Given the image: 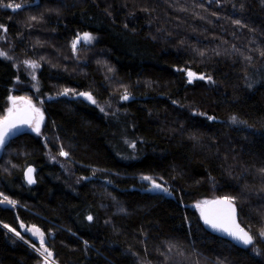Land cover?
<instances>
[{"label": "trees", "instance_id": "trees-1", "mask_svg": "<svg viewBox=\"0 0 264 264\" xmlns=\"http://www.w3.org/2000/svg\"><path fill=\"white\" fill-rule=\"evenodd\" d=\"M0 26V119L39 102L22 61L44 115L0 147V264L43 263L20 226L57 264H264V0H0ZM212 198L251 244L204 227Z\"/></svg>", "mask_w": 264, "mask_h": 264}, {"label": "snow or ice", "instance_id": "snow-or-ice-1", "mask_svg": "<svg viewBox=\"0 0 264 264\" xmlns=\"http://www.w3.org/2000/svg\"><path fill=\"white\" fill-rule=\"evenodd\" d=\"M7 8H11L13 10L20 9L22 7L21 4L18 3H8L4 5ZM237 24H239V21H236ZM2 27V26H0ZM79 39H84L85 41H90L92 37L90 34L85 33L83 37H78L77 41L73 42V48L76 47V43L79 41ZM0 55H5L4 53H0ZM28 63V62H25ZM31 67L35 68L37 67L36 64H31ZM189 77V82H191L192 78L195 76L194 73L188 72L187 73ZM199 79H204L203 76L199 77ZM68 90L66 89L63 94H67ZM80 95L86 96L87 99L92 100V97L85 93H80ZM127 99V95L124 97ZM17 99H23V98H10L12 107L8 109L7 115L0 120V145H2L5 142V138L9 135L10 131L13 129L18 128L20 125H28L32 128L33 131H35L37 134H39L40 131V122L42 120V114H39V109H36L34 106L31 105L30 101L25 102L27 104L26 108H19L17 107ZM95 103V101H92ZM39 114V118H35L33 114ZM211 119V117L209 118ZM233 121H235V117H233ZM61 155L66 156L67 153L61 151ZM33 169H28V182L33 183L32 175ZM144 179H148V177H145ZM154 188H160V185L154 184ZM165 192H167V189H164ZM5 200L9 204H14V201L7 200V197H5ZM209 202L205 201L204 204L207 205ZM215 205H225L226 209L218 212H207L202 208L201 215L204 219L205 224H207L209 227L216 229L218 231H222L227 233L230 237L235 239L238 242H242L245 245L252 243V236L248 234V232L244 231L243 229L239 228V226L235 223V207L233 205V202L230 199L220 200V201H213L211 202ZM197 207H201V205H197ZM89 220L92 219L91 216L88 217ZM7 227V226H6ZM33 231V234H38L40 237V245L41 248H43L42 255L45 256L46 264H47V258L52 256V253L45 248L44 245V237L43 233H40L39 229H31ZM264 235V232L261 233ZM19 235V233H17ZM37 251H40V249H37Z\"/></svg>", "mask_w": 264, "mask_h": 264}, {"label": "rangeland", "instance_id": "rangeland-1", "mask_svg": "<svg viewBox=\"0 0 264 264\" xmlns=\"http://www.w3.org/2000/svg\"><path fill=\"white\" fill-rule=\"evenodd\" d=\"M84 43H87V44H92L94 42V39L92 38L90 41H85L84 39H82ZM7 45V47H5ZM11 50H13V46L10 44V42H8V40L4 37H1V33H0V53H4L5 55H0L1 58H4V59H8L9 58V53L11 52ZM25 62H28V61H22V65L25 67V73H26V77L29 81V83H27L26 86H28V88H31V90L33 91V94L35 95L36 99H38L39 102H35L34 100H32L31 98L25 96V95H10L7 99V107L6 109L4 110V113H3V116L0 120H2L6 115H7V112H8V109L10 107H12V103H11V100L10 98L12 97H15V98H23L22 100L21 99H17V107L19 108H23V107H27V104L25 102L27 101H30L31 102V105L34 106L36 109H39V114H42V120L40 122V131H39V134H37L35 131L32 130L31 127H28L27 131L34 134V135H40L41 133V128H42V125H43V122H44V115L41 111V106L38 104L40 103V101L43 99L41 95L38 94V91H39V86L36 82V74H35V68L31 67L30 65L32 63L28 62V63H25ZM18 64H21V63H18ZM86 94V93H85ZM80 95V94H79ZM89 95V94H88ZM82 98H84L86 101L88 102H91L93 103V98L92 100H89L86 98V96L84 95H80ZM44 97V96H43ZM39 114H35L34 113V116L35 118H39ZM51 160L52 162H55V161H58V163L60 165H62L64 168L66 167L64 161L62 159H57V158H54V157H51ZM66 169V168H65ZM143 182H145L148 187L152 188L154 191L156 192H160V193H165L164 189H166L163 185L159 184L157 181L151 179V178H148V179H141ZM154 184H157V185H160V188H154ZM31 229H37V228H34V227H23V226H20V231L21 233H25L27 234L34 242L36 243H39L40 244V237L38 234L34 235L33 234V231H31ZM11 233L18 239H20L21 241H23L25 244H27L32 250H34L39 256H41L42 260H43V263L42 264H46V260H45V256L42 255V251H37V247H34L33 245L29 244L28 241H26L25 239H23L21 236L17 235L15 232L11 231ZM40 233H42L40 231ZM43 237H44V244L46 243V238L43 234ZM44 246V245H43ZM47 264H57L56 262H54L53 260H51L49 257L47 258Z\"/></svg>", "mask_w": 264, "mask_h": 264}, {"label": "water", "instance_id": "water-1", "mask_svg": "<svg viewBox=\"0 0 264 264\" xmlns=\"http://www.w3.org/2000/svg\"><path fill=\"white\" fill-rule=\"evenodd\" d=\"M23 108H26V107H23ZM23 108H21V109H23ZM33 115H34V114H33ZM28 127H29L28 125H20V126H18V128L11 130L10 133H9V135L5 138V141L8 140L9 138L13 137L14 135L20 133V132H25V131H27ZM0 147H1V145H0ZM29 168L33 169L32 167H28V168L25 170V172H24V177H25V180H26V182H27L28 184H33L34 182H33V183H29V182H28L27 175H28V169H29ZM31 175H32V179H33V181H34L33 172L31 173ZM220 200H224V199L212 198V199H210V200L207 201V202H209L207 205H205V204L203 203V204H200L201 207H198L199 214H200V218H201V221H202L204 227H205L209 232H211L212 234L217 235V236H220V237H222V238H224V239H227V240L231 241L232 243H234V244H236V245H238V246H240V247H245V246H247V245L243 244L242 242H238V241H236L235 239H233L232 237H230L227 233L222 232V231H218V230H216V229H213V228L209 227L207 224H205L204 219H203V217H202V215H201L202 208H203L205 211H207V212H218V211L225 210V209H226V206H225V205H215V204H212V203H211V202H213V201H220ZM235 223L239 226V228L243 229V228L239 225V223H238V220H237V213H236V211H235ZM243 230H244V229H243ZM244 231H245V230H244ZM49 258H50L51 260H53L52 257H49Z\"/></svg>", "mask_w": 264, "mask_h": 264}]
</instances>
